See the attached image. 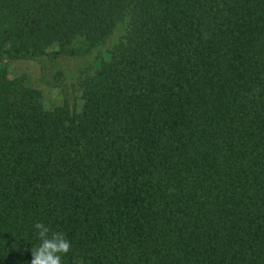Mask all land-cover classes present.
Wrapping results in <instances>:
<instances>
[{
	"label": "trees",
	"instance_id": "obj_1",
	"mask_svg": "<svg viewBox=\"0 0 264 264\" xmlns=\"http://www.w3.org/2000/svg\"><path fill=\"white\" fill-rule=\"evenodd\" d=\"M120 22L78 111L0 71V264H264V0H0V57Z\"/></svg>",
	"mask_w": 264,
	"mask_h": 264
},
{
	"label": "rangeland",
	"instance_id": "obj_2",
	"mask_svg": "<svg viewBox=\"0 0 264 264\" xmlns=\"http://www.w3.org/2000/svg\"><path fill=\"white\" fill-rule=\"evenodd\" d=\"M128 28L120 22L96 46L86 35H79L69 50L53 45L37 56L2 55L0 71L8 69L11 79L20 78L40 92L46 109L65 106L78 111L82 105L84 78L106 58L115 45L125 39Z\"/></svg>",
	"mask_w": 264,
	"mask_h": 264
},
{
	"label": "clouds",
	"instance_id": "obj_3",
	"mask_svg": "<svg viewBox=\"0 0 264 264\" xmlns=\"http://www.w3.org/2000/svg\"><path fill=\"white\" fill-rule=\"evenodd\" d=\"M39 239L38 245L30 249V264H62V258L71 250V241L64 231L52 230L44 222L33 225Z\"/></svg>",
	"mask_w": 264,
	"mask_h": 264
}]
</instances>
